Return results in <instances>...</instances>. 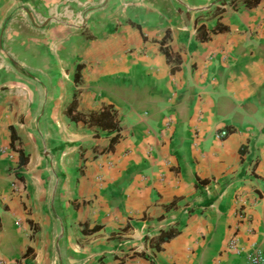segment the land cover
<instances>
[{
	"label": "crops",
	"instance_id": "obj_1",
	"mask_svg": "<svg viewBox=\"0 0 264 264\" xmlns=\"http://www.w3.org/2000/svg\"><path fill=\"white\" fill-rule=\"evenodd\" d=\"M73 91L89 123L65 114ZM253 247L264 264V0H0V258L244 264Z\"/></svg>",
	"mask_w": 264,
	"mask_h": 264
},
{
	"label": "trees",
	"instance_id": "obj_2",
	"mask_svg": "<svg viewBox=\"0 0 264 264\" xmlns=\"http://www.w3.org/2000/svg\"><path fill=\"white\" fill-rule=\"evenodd\" d=\"M221 1H223V0H221ZM257 1L258 0H241V3L244 6H246V7H251V6H254L257 3ZM228 2L231 3V4H233V0H228ZM222 10H223V8L221 6H216V7H214L212 9L211 14L212 15H214V14L219 15L222 12ZM127 22L130 23V24H133V25L138 26L136 23H133L131 21H127ZM202 26H203V24L201 23V24L197 25V27H196L197 38L198 39H205V38L208 37V34L207 33L204 34V35H199L198 34V31H199L198 29L200 27H202ZM225 28L226 27L224 25H221V24L218 25V23H215V25H213L210 28V31L211 32H215V31H217L219 29H225ZM79 69H80V64H76L75 69H74V73H73V80H74V82H77V80H78V72H79ZM75 105H76V94H75V91H73L72 96H71V100L69 101V103L65 107V114L71 120H79V119H81L84 122L89 123L88 120L92 116L93 112L92 111L89 112L88 117H83V116L79 115L78 112L75 111ZM106 110H107L106 107L105 108H102L101 107L99 109L98 113L96 114L97 115L96 117H100L101 119L103 118L102 120H99V122L102 121L103 123H106L105 120H107V119L104 116V113H105ZM114 127H115V129H117V123H115ZM116 136L117 135L115 134L112 137H110V139H109V145L107 146V148H109L110 145L112 144V142H114L116 140ZM10 137H11V139H10V146H12V138L14 139V131H13V128L12 127H10ZM13 149L14 150H17L18 153H19V155L22 154L21 148H19V147H13ZM176 232H177L176 229H170V228L169 229H165V230H162V229L158 230L157 233H156V235H155V246L158 248L160 243L168 240Z\"/></svg>",
	"mask_w": 264,
	"mask_h": 264
},
{
	"label": "built area",
	"instance_id": "obj_3",
	"mask_svg": "<svg viewBox=\"0 0 264 264\" xmlns=\"http://www.w3.org/2000/svg\"><path fill=\"white\" fill-rule=\"evenodd\" d=\"M227 131L221 129L215 132L216 137L225 136ZM228 249L232 250L234 253H239L241 251L238 246V241L235 236H231L226 243ZM0 264H8L4 259L0 258ZM244 264H263V255L261 250L257 247L250 248L245 254Z\"/></svg>",
	"mask_w": 264,
	"mask_h": 264
},
{
	"label": "rangeland",
	"instance_id": "obj_4",
	"mask_svg": "<svg viewBox=\"0 0 264 264\" xmlns=\"http://www.w3.org/2000/svg\"><path fill=\"white\" fill-rule=\"evenodd\" d=\"M32 68V66H30ZM33 69V68H32Z\"/></svg>",
	"mask_w": 264,
	"mask_h": 264
}]
</instances>
